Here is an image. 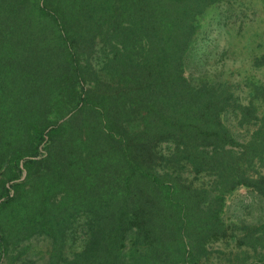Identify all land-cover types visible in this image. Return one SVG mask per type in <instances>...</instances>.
Returning a JSON list of instances; mask_svg holds the SVG:
<instances>
[{
  "label": "trees",
  "instance_id": "trees-1",
  "mask_svg": "<svg viewBox=\"0 0 264 264\" xmlns=\"http://www.w3.org/2000/svg\"><path fill=\"white\" fill-rule=\"evenodd\" d=\"M216 2L0 0V264L38 238L47 264H224L209 245L226 236L225 197L247 187L264 209V109L184 76ZM185 167L211 187L182 183ZM261 223L239 241L249 264H264Z\"/></svg>",
  "mask_w": 264,
  "mask_h": 264
},
{
  "label": "rangeland",
  "instance_id": "rangeland-1",
  "mask_svg": "<svg viewBox=\"0 0 264 264\" xmlns=\"http://www.w3.org/2000/svg\"><path fill=\"white\" fill-rule=\"evenodd\" d=\"M196 25V34L184 56V76L196 85L209 83L230 87L239 104L247 106L253 103L264 109V103L254 100L255 89L264 87V0H217L199 17ZM99 56L100 53L95 62L98 68L103 65ZM64 120L67 119H62L60 123ZM223 122L240 140L247 138V129L240 127L239 118L234 114L224 115ZM47 143L46 140L42 147ZM174 148L173 144H160L156 152L170 157ZM43 153L44 156L19 162L22 178L17 182H23L27 177L26 162L41 160L46 156L45 151ZM40 168L32 167L30 173ZM160 169L162 174L165 173V169ZM180 171L181 182L194 188H210L214 180L209 173L197 172L189 167ZM254 198L247 187L242 186L225 197L221 219L227 232L224 238L209 245L210 261L224 264L230 259L235 264L253 261V255L247 256L246 248L239 241L245 236L249 224L260 228L261 222L264 223V209ZM79 247V241L73 243L69 240V252ZM49 248L48 241L33 239L26 245V253L21 259H2L1 263L47 264Z\"/></svg>",
  "mask_w": 264,
  "mask_h": 264
}]
</instances>
